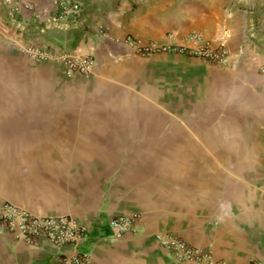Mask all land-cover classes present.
Masks as SVG:
<instances>
[{
  "label": "crops",
  "instance_id": "crops-1",
  "mask_svg": "<svg viewBox=\"0 0 264 264\" xmlns=\"http://www.w3.org/2000/svg\"><path fill=\"white\" fill-rule=\"evenodd\" d=\"M60 1L79 9L59 18ZM0 3L16 47L94 60L90 77L70 78L59 60L2 59L4 84L12 65L19 75L14 102L0 100V205L67 215L87 230L74 246L31 245L0 223V264H61L75 251L89 264H192L174 261L160 231L215 261L264 264V0ZM191 31L226 48L228 62L140 56L121 41L175 32L178 43ZM121 213L136 218L113 239L109 221Z\"/></svg>",
  "mask_w": 264,
  "mask_h": 264
},
{
  "label": "built area",
  "instance_id": "built-area-1",
  "mask_svg": "<svg viewBox=\"0 0 264 264\" xmlns=\"http://www.w3.org/2000/svg\"><path fill=\"white\" fill-rule=\"evenodd\" d=\"M57 17L63 18L68 14H75L79 9L77 2L60 1ZM175 32L167 34L168 41L143 40L139 37L125 35L121 41L134 54L145 56L162 53L185 54L216 64L228 62V51L222 46H212L199 32L191 31L183 35L180 42L173 41ZM21 51L36 60H59L62 63L64 74L75 78L90 77L94 71V60L90 53L49 46H23ZM264 72V68L261 69ZM136 218L135 213H121L112 217L109 227L113 239L121 238L126 231L132 228ZM0 223L13 235L15 240L27 244H36L40 237L56 247L76 245L86 235V226L67 215H39L29 209L4 201L0 205ZM158 244L167 250L174 261H188L192 264H228L224 261H215L210 249L193 246L176 235L160 231L154 234ZM61 264H89L86 253L71 252L61 257ZM247 264H255L250 260Z\"/></svg>",
  "mask_w": 264,
  "mask_h": 264
},
{
  "label": "rangeland",
  "instance_id": "rangeland-1",
  "mask_svg": "<svg viewBox=\"0 0 264 264\" xmlns=\"http://www.w3.org/2000/svg\"><path fill=\"white\" fill-rule=\"evenodd\" d=\"M3 4L4 3H0V11L5 8V6H3ZM7 15H9V13H0V64L3 62L2 59L4 57L6 58L9 54L10 55L8 57H10L11 55H14L13 58H16L17 57L16 53L17 54H19V53L22 54V55L19 54V56H24L26 58L27 57L28 58L30 57L28 54H26L23 51H21V47L18 48V47L15 46V44L13 42L14 36L12 37V35L7 31L8 29L6 28V22H5L6 18H5V16H7ZM6 49H8L7 52H6ZM1 68H2V66L0 65V75L2 73ZM13 69H15L14 72L11 71ZM28 72L30 74V71H28ZM28 72L26 70H24V71L22 70V74L21 75H23V77H24L25 74L28 73ZM7 73H8L7 76L9 74H12V75H10V77L8 76L5 79L6 84H4V79L3 78L0 79V100H1V102H3L2 101V97L4 96L3 94L7 93L6 95L7 96L9 95V97H7V103H6V105H10V104H12L14 102L13 97H10V95H12L14 93L15 87L18 84V83H16L15 78H14V77H16L17 74L19 75V73H18V67H15V66L12 65V68H9V71ZM38 73H41V72L38 71ZM14 74H16V75H14ZM23 84L25 85L24 81H23ZM41 84L42 83H39V85H41ZM23 89H25V86H24ZM17 91H18V88H17ZM55 91L56 92L59 91L58 92L59 95L62 94V91L60 89H58V88H56ZM47 96H49V95H45L44 98H46ZM50 96H52V95H50ZM38 101H39V104H40V100H38ZM44 101H46V99H44ZM30 103H31V100L30 99L27 98L25 100V98H23V101H22V104L23 105H29ZM35 104H36V102H35ZM41 104H43V103H41ZM33 105H34V103H33Z\"/></svg>",
  "mask_w": 264,
  "mask_h": 264
}]
</instances>
